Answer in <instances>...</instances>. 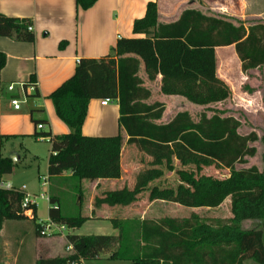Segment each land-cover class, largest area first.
I'll return each instance as SVG.
<instances>
[{
	"label": "trees",
	"instance_id": "trees-1",
	"mask_svg": "<svg viewBox=\"0 0 264 264\" xmlns=\"http://www.w3.org/2000/svg\"><path fill=\"white\" fill-rule=\"evenodd\" d=\"M97 0H75L76 10H87ZM25 19L0 15V37L32 43ZM133 35L143 38L117 40L112 55L99 59L78 60L74 74L53 91L51 101L56 117L69 133L51 135L35 132L50 145L47 161L48 179L65 178L77 190L76 217L62 214L60 199L48 196V221L66 230L79 228L86 218L80 216L82 181L117 180L120 178L121 137H86L81 128L90 100H109L118 105V124L126 133L128 144L151 157V164L172 170L170 159L180 166H215L228 171L223 180L195 177L177 171L175 190H149L148 200H160L184 208L216 209L231 198V215L227 221L205 222L197 215L189 219H162L117 222L111 220L117 236L66 235L62 257L39 258L35 264H81L107 255L111 261L128 264H264V129L259 139L255 133H238L240 123L223 111L208 106L226 101L228 87L216 76V48L233 46L241 72L264 67V21L246 20L225 15H208L184 11L177 21L161 23L154 3H148L142 19L135 20ZM65 46L64 42L59 48ZM6 58L0 54V70ZM140 61L150 80L161 76V93L181 96L188 102L205 106L198 120L186 111L177 112L165 123L160 120V103L142 102L150 93L139 78ZM35 85L34 76L24 87ZM246 93H253L247 86ZM264 109V93L261 96ZM211 113L207 115L206 113ZM37 124L38 121H33ZM36 126V125H35ZM261 144V168L247 166L256 154L254 143ZM13 163L0 158V180L13 170ZM65 176V177H64ZM161 176L158 169L137 175L134 188L105 192L95 198L93 207L128 206L144 192L148 184ZM24 193L11 187H0V230L4 222L28 220L21 202ZM34 234L40 236L42 225L36 222V208L31 206ZM256 222L254 228H243L244 222Z\"/></svg>",
	"mask_w": 264,
	"mask_h": 264
},
{
	"label": "crops",
	"instance_id": "crops-1",
	"mask_svg": "<svg viewBox=\"0 0 264 264\" xmlns=\"http://www.w3.org/2000/svg\"><path fill=\"white\" fill-rule=\"evenodd\" d=\"M249 2L250 0H97L87 10H76L75 0H0V15L27 20L34 35L32 43L0 37V54L6 58L5 65L0 70V158L9 160L14 158L15 161L11 160L12 163L18 162L19 157L15 152L9 150L8 154L4 155L2 151L5 146L13 145L15 140L27 135L30 131L33 132L32 134L39 132L35 125L40 124L43 128L44 125L50 127L51 135L69 133L68 127L56 117L48 96L74 74L78 60L99 59L112 55L113 48L119 39L143 38L142 35H133L132 27L135 20L145 16L148 3L156 4L159 21L165 24L177 21L184 11L192 10L208 15H225L241 21L264 20V11L262 9L252 11ZM61 42L65 43L63 48H59ZM214 53L217 64L216 76L219 80L228 87H233V85L241 87L247 84L246 86L250 89H254L250 83H247V76L241 72V64L233 46L216 48ZM220 66L226 71L231 66L235 69L232 74L222 73ZM31 76L35 78L33 91H30L29 86L24 87V84L30 81ZM138 76L142 80V87L150 93L149 98L142 103L162 105L161 118L153 123H165L177 112H188L183 109H171L168 102L176 98L186 99L181 96L162 94L161 76L156 75L153 80H150L144 72L141 61ZM10 85L13 86V91H8ZM22 95H29L35 99L24 101L22 105L26 107L22 108L21 105L20 109L15 111L10 101L19 99ZM101 101L99 99L89 101L81 133L86 137L117 135L121 137L120 178L90 182L94 186V191H97L98 187L103 188L101 189L102 194L123 188L132 190L136 177L141 172L158 169L163 173L161 167H165V162H162L160 166H154L151 164L150 156L139 151L134 144L127 143L128 137L118 124L117 103L102 106ZM54 116L63 125L57 123ZM33 121H38V123L34 124ZM170 167L172 170L169 174L175 177L177 171H183V168L190 166L182 167L172 157ZM11 174L1 178L0 187H12L9 183H5V178H11ZM162 176L161 174L159 178L150 182L146 190L140 193L132 204L113 207L101 205L98 208L89 204L87 210L91 215L92 209L96 210L98 215L84 218L109 222L111 220L141 222L162 219L183 220L189 219L191 215H197L198 209L186 208L187 215L179 217L173 213V210L181 206L160 200H148L149 190L153 187L158 190H175L176 187H165L164 184L159 183ZM23 193L26 194L25 188ZM112 231L111 236L118 235L117 230L113 228ZM60 243L63 250L59 254L54 257L50 256L52 255L50 249V252L47 251L43 257L39 258L62 257L65 254V237ZM46 246L49 249V244L46 243Z\"/></svg>",
	"mask_w": 264,
	"mask_h": 264
},
{
	"label": "rangeland",
	"instance_id": "rangeland-1",
	"mask_svg": "<svg viewBox=\"0 0 264 264\" xmlns=\"http://www.w3.org/2000/svg\"><path fill=\"white\" fill-rule=\"evenodd\" d=\"M219 1V0H216ZM250 9L255 11L256 9H262L264 11V0H250ZM264 21V20H262ZM222 73L232 74L234 72V66H231L228 71L224 67H219ZM243 74V73H242ZM248 82L254 87V92L249 94L243 90V87H228L230 91V97L221 103L211 104L208 107L210 109H217L223 111L226 115H231L237 119L240 123L238 133L241 135H247L249 133H255L260 139L264 129V109L261 103V96L264 93V67L261 70L249 71L246 74ZM248 87V86H247ZM249 88V87H248ZM250 89V88H249ZM14 94V93H12ZM35 98L31 96L22 95L19 101H31ZM17 100V99H16ZM171 109H183L187 110L194 121L198 120L200 113L205 109V106L194 105L187 100L180 98L173 99L167 103ZM22 103L20 104L21 107ZM109 105H114V101H109ZM26 105H22V108ZM207 115L211 113L207 112ZM55 117V116H54ZM47 119V118H46ZM48 121V120H47ZM55 121L60 123L55 117ZM49 122V121H48ZM33 128V126H31ZM38 131V130H37ZM50 127L45 126L39 132H48ZM53 132V131H52ZM33 133V132H32ZM27 133L21 138L15 140L13 145H7L3 149V154L7 155L10 152H15L18 155V162L13 165V171L11 178H5V183H9L13 188L21 190L25 188L27 195L35 203L36 208V222L44 225L48 223V210L49 204L45 199H40L43 195L48 198L50 193L57 195L60 199V205L62 214L70 217H76L78 212L75 209V202L77 203V190L73 188V184L65 178L58 179L47 177V161L49 157L50 145L47 139H39L33 136V134ZM256 149V154L253 158H248L247 166H256L261 168V144L256 142L253 144ZM15 161L14 158H12ZM163 175L159 183L164 184L165 187H176L179 182L178 177L175 175L170 176L171 170L166 167H161ZM183 171L191 172L195 177L205 176L212 177L214 179L223 180L228 177V171L215 166L202 167L199 171H196L192 166L183 168ZM65 177V176H64ZM94 186L88 181H82L80 183V191L82 193L80 200V216L87 217L91 213L87 210L88 205H93L95 198H102L101 189L98 187L97 191H94ZM93 207V206H92ZM188 210L186 208L174 209L173 213L179 217L187 215ZM169 212V211H168ZM200 220L205 222H212L214 220L227 221L232 217L231 215V198H226L225 201L216 209H198L196 211ZM98 215L96 210L92 209V217ZM117 222H124L116 220ZM256 222H244L242 227L254 228ZM58 228L60 225H57ZM34 224L29 221H7L4 222L0 230V264H34L35 260L40 256H44L46 252H50V256L54 257L63 250L60 241L66 235L77 236H111L113 230L111 223L105 220H86L79 228L74 230H62L58 233L52 228L53 234L50 236L40 235L36 237L34 234ZM113 232V231H112ZM46 243L49 244L47 249ZM69 252L65 251V255ZM59 257V256H57ZM81 264H128L126 262L111 261L107 259V255H101L97 259L87 260ZM244 264H251L249 261Z\"/></svg>",
	"mask_w": 264,
	"mask_h": 264
},
{
	"label": "built area",
	"instance_id": "built-area-1",
	"mask_svg": "<svg viewBox=\"0 0 264 264\" xmlns=\"http://www.w3.org/2000/svg\"><path fill=\"white\" fill-rule=\"evenodd\" d=\"M27 29L30 32L32 31L31 27H28ZM34 87H35V85H30L29 86L30 91H33ZM8 91H13V86L12 85H10L8 87ZM23 102H24L23 100L19 101L18 99L17 100L16 99H12L10 101V104H11V106L13 107V109L15 111H18L20 109V104L23 103ZM108 103H109V100H107V99L101 101V105L102 106H105ZM42 129H43L42 125H40V124L36 125V130L40 131ZM1 188L9 190L11 187L10 186H6V187L1 186ZM20 191L23 192L24 191V187ZM40 199H42V200L45 199V200L48 201V198H45L43 195L40 197ZM31 206H35L34 201L30 198L29 195L24 194V197H23L22 202H21V209L23 210L25 217L27 219H29V220H31L32 217H33L32 210L30 209ZM40 223L42 225V230L40 231V235L50 236L51 234H53L54 230L56 232H58V233H61V231L65 229L64 226H59V228H58V226L56 224L51 223L49 221L45 225L42 222H40ZM52 228H54V230H52Z\"/></svg>",
	"mask_w": 264,
	"mask_h": 264
},
{
	"label": "water",
	"instance_id": "water-1",
	"mask_svg": "<svg viewBox=\"0 0 264 264\" xmlns=\"http://www.w3.org/2000/svg\"><path fill=\"white\" fill-rule=\"evenodd\" d=\"M11 160L13 161V159L11 158Z\"/></svg>",
	"mask_w": 264,
	"mask_h": 264
}]
</instances>
